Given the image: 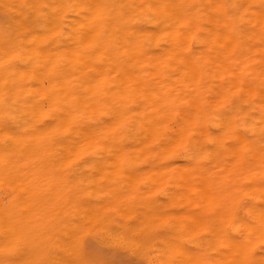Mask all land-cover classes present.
Listing matches in <instances>:
<instances>
[{
  "label": "bare ground",
  "instance_id": "1",
  "mask_svg": "<svg viewBox=\"0 0 264 264\" xmlns=\"http://www.w3.org/2000/svg\"><path fill=\"white\" fill-rule=\"evenodd\" d=\"M0 8L5 15L4 26L0 23V264H28L25 263L23 247L26 240L34 242V238L36 239L35 236L33 239L32 237L27 239V233L32 232L30 228L34 230L39 219L43 222L51 216L53 218L56 211H61L59 213L62 214L64 211L61 209L62 206L73 210L74 206L70 207L73 202L75 204L72 198L84 193L75 190L79 196L78 193L71 195L73 197L68 196L72 201L65 206L67 195L77 184L70 181L75 183L72 184L73 188L70 182L68 185L66 182L69 176L67 177V174L64 176V173H67H63L64 170L61 174L60 169L59 173L53 172L54 177L57 178L55 175L58 174V177L62 175L63 177H60L63 179L67 178L62 182L69 188L66 185V188L64 187L66 190L61 189L63 192L66 191L67 195L62 192L54 193L56 188L59 189L57 192L60 191V185L62 188L63 184H60L62 178H58L60 183L56 182L57 179L51 181L54 177L50 170L54 167L52 165H56L57 168H60V165L66 167L74 160L72 158L84 156H100L103 160L104 157L108 160L110 159L108 157H111L104 167L109 169V166L115 165L117 168L113 166V169L111 166L114 171L105 169L103 171L105 174L108 171L114 173L120 168L118 172L122 175L126 170H122L126 166H121L123 162L125 163V158H129V162L132 163L134 158H150L152 162L148 165L153 167L152 171L153 169L161 171V173L154 171L155 174H159V176L154 174L155 178L148 167L151 171L149 175L152 174L151 176L158 182L161 180L158 177H161L162 172L163 174L166 172L170 179L172 174L173 178L179 174L177 179L187 188H184L187 190L185 193L192 199L191 203L202 205L199 214L204 221L201 218L200 221L209 224L208 232L212 236L209 240L214 247L213 263L264 264V223H261V217L264 216V149L260 146L259 134L251 127L252 118L259 117V112H253L252 109L264 106V0H0ZM16 157H23V160ZM24 157L28 159L25 160ZM31 157L35 160L30 159ZM45 157H49L48 159L64 157L66 162L64 159H60L61 162L58 159V163L56 159L53 160L55 163L49 160L51 169L48 168L47 172L44 166L48 161ZM65 157H69L68 161ZM113 157L121 159L117 163L115 159L111 164ZM101 159L95 161H102L101 164L105 165L107 159L105 161ZM29 164L36 165L37 169H40L38 166L44 167L41 168L42 171L39 170L43 172V176L32 167L35 169L34 173H38L36 175H39L38 179L35 174L36 181L30 176L29 179L26 178L32 173L27 174L26 168L31 167ZM101 164L98 163V167L95 165L94 170L101 169L103 167H100ZM91 165V168H94L92 163ZM10 166L14 171L16 166L19 171L22 167L25 169L23 172L27 170L25 173L22 172L26 174L24 175L26 179L24 176V179L19 178L22 176L19 175V171L17 172L19 179L15 178L16 172L14 173ZM19 167L21 168L18 169ZM102 170L98 173H102ZM145 170L142 174L148 171ZM119 173L117 176H121ZM133 173L132 171L129 174ZM9 174L15 178L14 182ZM48 174L49 177L45 176ZM94 174L91 173V177ZM163 174L162 177L166 176ZM104 175L101 179L108 178L111 174L109 176L106 174V177ZM122 176L127 179L130 175ZM40 177L49 179L41 183L43 178ZM112 177L114 175L110 178ZM130 178L127 181L120 180L127 183L130 182ZM173 178L171 180L176 179ZM81 179L82 182L83 178ZM151 179L152 177L149 179L148 176V184ZM166 179H162L164 183ZM107 180L106 185L108 183L111 186ZM134 180L131 182L136 186ZM88 181L95 182V179L92 177V180ZM176 181L175 185L178 183ZM120 182L117 181V185ZM151 182L150 185L155 186ZM163 182L161 181L162 185ZM102 183L105 185L104 181ZM99 185L100 183L97 186ZM131 185L129 183L126 189L128 190ZM138 185L133 186L134 189L137 188L136 192L138 188L140 189ZM175 185L172 182L171 186ZM86 186L87 184L83 188H88ZM157 186L149 187L154 188L152 191L156 193L160 189ZM113 187L115 188V185ZM89 188L93 187L90 185ZM96 188H93L96 195L98 192L101 196L102 193L99 191L104 188H99V191H96ZM108 189L111 190L112 187L103 190L105 195ZM119 189L115 190L120 191ZM145 189L141 188L140 192ZM151 189L144 191V196L154 194L150 192ZM123 190L115 191L116 197L119 193L124 197ZM128 192L129 196H135L134 193L130 194L131 191ZM182 192L181 195L183 194L185 198L186 195ZM11 193H14V196ZM71 193L73 194L74 190ZM93 194L95 193L92 192V197H96ZM113 195L111 196L114 197ZM141 195L140 198L143 196ZM11 196L14 198L16 196L13 198L15 203ZM120 196L118 195L119 198ZM112 197L111 199H117ZM80 198L82 199V196ZM126 198H128L126 201H129L130 197ZM184 198L182 197L183 200ZM194 198L199 199L201 204H197L198 200L193 201ZM119 200L116 202L119 203ZM79 201L76 202L77 205L82 202ZM142 201L144 203V200ZM187 202L186 204H189ZM87 203L92 206L89 200ZM88 204L90 208L86 207L91 210L97 203H93L95 205L93 208ZM104 204L97 205L99 208L101 205L106 207L107 204ZM113 204L115 205V202ZM113 204L111 207L114 208ZM56 206L61 210L58 207L56 210L51 208ZM50 208L56 213L51 210L52 215ZM96 208L98 209L97 206ZM47 209L50 211L47 212L50 214L49 218L48 215H44ZM104 209L101 208L102 211L110 208ZM29 210L34 212L31 214L28 212L32 216L29 217L28 214L27 219ZM95 210H92L93 219L97 217ZM102 211L101 214L104 213ZM36 212L38 218L36 215L33 216ZM139 212L141 213L140 210ZM171 212L169 211V214ZM185 212L183 210L179 214L181 217L185 214L189 218L190 212L188 214ZM173 213L178 215L176 211ZM191 213L193 214L192 211ZM196 213L194 212L193 217L198 215ZM63 214L65 215V212ZM80 214H76L75 218ZM129 214L123 218L131 219L132 216ZM143 214L146 215L145 212ZM124 215L126 214L123 212ZM193 217L191 224L194 223L196 226V223H199V226L202 224L203 227L204 223L199 220L195 223L197 220L194 221ZM90 218L92 219V216ZM120 218L123 219L122 216ZM49 221L52 227L54 220ZM74 221L72 222L77 223ZM88 221L89 219L86 220ZM48 223L45 221L44 224L40 223L41 230L44 227L48 230ZM45 224L46 226H42ZM79 224L76 229L80 227ZM61 225L59 227L66 226ZM54 226L56 230L57 224ZM170 227L167 229L171 230ZM37 231L39 230L35 229L34 232ZM53 231L47 233L52 234ZM62 232L64 234L65 229ZM41 234H44L45 238V233ZM54 234L55 237L58 236L56 232ZM38 235L40 240L43 235ZM38 235L36 234L37 238ZM69 237L67 236V239H70ZM161 240L162 244H166L162 238ZM175 244L178 247L181 245L180 248L185 251L186 247L183 244L177 242ZM175 244L173 246L170 244L172 249ZM13 246L17 253L12 260L10 251ZM175 248L173 250L180 251L179 248H176L177 250ZM178 251L175 252L176 255L181 256L183 252L180 251L178 254ZM194 252L186 250L185 257L191 255L194 259ZM189 257L187 258L189 262L185 258L184 264L200 260L199 256L198 258L195 256V260ZM166 259L168 258L164 256L161 261ZM181 260L178 259L179 262ZM199 262L201 263V260Z\"/></svg>",
  "mask_w": 264,
  "mask_h": 264
},
{
  "label": "rangeland",
  "instance_id": "2",
  "mask_svg": "<svg viewBox=\"0 0 264 264\" xmlns=\"http://www.w3.org/2000/svg\"><path fill=\"white\" fill-rule=\"evenodd\" d=\"M5 15H4V13L1 11V8H0V23H1V25L2 26H4V24H5V19L3 18ZM17 158V157H16ZM18 158H22L21 160H23V157H18ZM17 158V159H18ZM46 158V157H45ZM45 158H41V160H45ZM49 157H47L46 159H47V161H48V163L44 166V167H46V169H47V172L49 171L48 170V168H50L51 169V163L50 162H54L55 163V161H57V163H58V161L60 160V159H64V157H52V159H48ZM66 158V157H65ZM67 158H69V157H67ZM66 158V159H67ZM71 158V157H70ZM75 158H77V157H75ZM75 158H72V159H74V160H72L71 161V159L69 160V161H71L70 162V164H69V166H68V164H67V166H66V163H65V166L66 167H64L63 165H60V168L58 167H56V165H52V167L54 166L56 169H58V171L53 167V169H55V170H53V169H51L50 170V173L52 172V176L54 177V174H55V172H58L59 173V170H60V173L62 174V170H64L63 171V173L64 172H67V173H64L65 175L64 176H66V174H67V177L69 178V179H67V178H65V179H63L62 177V175H59V177L60 176H62V177H60V178H62L61 179V182H62V180L63 181H65L66 179H67V182L66 183H68V182H70V181H74L77 185H75V189H72L71 191H73L74 190V193L72 194H70V190L68 189L69 187H68V185L71 183H68V185L67 184H65V186H64V183L62 182V183H60V179H58L59 177H58V174L57 175H55V176H57V178H52V180L51 181H55V179H57L56 180V182H59L60 184H63V186H62V188H61V185H60V191L59 192H57V190H59V189H55V191H54V193L56 192V193H60V192H62V193H65L66 191V185H67V189L70 191L69 192V195H67L66 193V195H67V198H68V196H71V195H73L74 196V194L75 193H78V192H75V190H77L78 189V191L80 190L82 193H84V195H85V193H86V196H84V195H81L82 196V199L80 198L81 196H79V193H78V195L77 194H75V195H77V196H79V197H74V198H72L73 199V201H75V204H74V202L72 203V205H70V207H73L72 209L73 210H71L69 207V209L67 208V207H64V206H62V208L61 209H64V211H62V214L65 212V215L63 214H60L59 212H61V211H56L55 212V210L56 209H58L59 207L58 206H60V205H58V206H56V207H51V208H55V210L54 209H51L50 208V211L52 210V211H54V214L56 213V215H54V217L52 218V216H51V218H49V216H50V214H48V213H50V211L48 210H46L45 211V214L44 215H48L47 217L49 218H47L48 220H46V219H44V218H46V217H42L43 219H44V221H45V223H48V221L49 220H51V222L53 221V223H54V225H56L57 224V231L56 230H54L56 227L53 225V223H52V227L50 226L51 224H50V221H49V229L47 230L45 227H44V229H42V230H47V232L48 231H50V232H52L53 230L56 232V235H58V236H56L55 237V232L53 231V233L52 234H48L47 232H45V231H42L41 230V225H40V223L41 224H44V221L43 222H40V219L38 220V222L39 223H37V224H35V228H34V230H32V228H30L31 229V233L29 232V233H27L28 235H27V239H31V237H32V239H33V237L35 236L36 237V239L34 238V242H35V244H34V242L32 241V240H26L27 242L25 243V246L23 247V252H24V257L26 258L25 260V263L26 262H28V264L30 263V264H164L165 263V261L166 260H168V261H166V264H171V263H173L174 264V261H175V264H176V262L178 261V259H182L181 260V262H177V264H184L185 263V256L187 255L186 253H185V251L187 250V252H188V249H189V251L191 252H194V250H196L194 253H193V255H194V259L193 258H191V255H188V257L190 258V259H193V260H195L196 259V257L198 258V256L200 257V260H201V263L199 262L200 260L198 259V261L196 262V263H200V264H214L213 263V256H214V247H213V243H212V241H210L209 239H211L212 238V236H211V234H210V232H208L209 231V224H208V222L207 223H204V222H201L200 220L202 219V221H204L203 219V217L201 216V214H199V213H201L200 211L202 210H200V208H202L200 205L199 206H197V205H195L194 203H191L192 202V199H189V197H187L188 196V194L186 195V193L185 192H187V190H185V189H187L185 186H184V184L182 183V182H180V180H178L177 178H178V176H179V174H176L177 175V177H174V178H176L178 181H176V179H174L173 178V176H174V174H172L173 176H171L174 180H171L170 178H169V176L166 174V172H164V174H166V176L163 174V172H162V174L165 176H163L162 177V174H161V177H158V178H161V180L160 179H158V180H160V182H158L155 178V176H154V171L157 173L158 171H156V170H154L153 169V171H152V168L149 166V165H151V162H152V160L150 159V158H134V160H133V158H130V159H132L134 162L132 163V162H129V158H123L124 160H125V163L123 162L122 164H121V166H126V167H124L123 169H122V167H121V169L122 170H124V169H126V170H124L125 172L122 174V175H125V176H129V178L131 177V175H134V177H136V175H138L137 177H145V179H144V177H143V179H138L137 177H136V180L137 181H139V183L136 181V180H134V177L132 178H130V182L128 181L127 183H123L122 181L123 180H129V178H127V179H125V178H123L124 176H122L119 172V170H120V168H119V166H118V170H115V172L114 173H110L109 171H111L112 170V167L113 166H115V165H111V164H113V160L115 161V159L116 158H114L113 157V159H112V162H111V166H109V169H108V167H107V169L104 167V166H106L107 165V161H109V160H111V157H108V158H110L109 160L106 158V157H104V159L106 160H103V157H102V159H101V157L100 156H84V157H80V158H77V159H75ZM16 159V160H17ZM24 159L25 160H27L28 158L26 157H24ZM30 159H32V160H35V159H33V157H31ZM56 159V160H55ZM59 159V160H58ZM97 159H101V160H103V161H105L106 163H105V165H103L104 163H102L101 164V162L102 161H100V162H98V161H95V160H97ZM118 159V160H117ZM116 159V163L117 162H119V160L121 159V158H117ZM142 159V160H141ZM145 159V160H144ZM18 160H20V159H18ZM32 160H29V161H32ZM37 160H39L38 158H37ZM49 160H50V162H49ZM53 160H55V161H53ZM65 160V159H64ZM136 160V161H135ZM67 161H68V159H67ZM90 161V162H89ZM93 161L96 163H93ZM131 161V160H130ZM60 162H61V160H60ZM63 162V161H62ZM65 162H66V160H65ZM87 164L86 166H85V163ZM127 162V163H126ZM50 163V165H48ZM68 163V162H67ZM84 163V164H83ZM91 163L94 165V168H91L92 167V165H91ZM101 164L100 165V167L101 166H103L101 169L100 168H97V169H100L99 171H101L103 168V170H102V173H100V174H105L103 171H105V169H106V171L107 170H109L108 172L111 174V175H114V177H115V174H116V178H114V177H112V178H110L111 177V175H110V177H108V178H103V179H101L102 178V176L96 171V170H94L95 169V167L97 166L98 167V165L97 164ZM115 163V162H114ZM32 164V163H31ZM61 164H64V163H61ZM91 166H90V165ZM119 164V163H118ZM117 164V165H118ZM149 164V165H148ZM96 165V166H95ZM12 166H14L15 167V165H12ZM12 166H10V167H12ZM26 165H24V168H26L25 167ZM31 165L29 164V167H30ZM50 166V167H49ZM57 166H58V164H57ZM77 166L79 167V168H77ZM84 166V167H83ZM28 167V166H27ZM32 167H34V168H36L37 166L36 165H34V166H31L30 168H26L27 170H28V172H27V174L29 173V172H32V173H29V175L26 177V178H28L29 179V176H30V178H33V181L37 178L38 179V177H39V175L38 176H36L38 173H41L40 175L41 176H43V172H39V170L41 169V168H44V167H40V166H38V168H40V169H37V171H38V173L37 174H35L34 172V170L35 169H32ZM63 167V168H62ZM91 168V170L89 171V168ZM111 167V168H110ZM116 167V166H115ZM151 169V171H152V174H153V176L155 177V178H153V176H151V175H149V172L151 173V171H150V169ZM13 168V167H12ZM12 168L10 169V171H9V173L11 174V170H12ZM21 167H19L18 169H20ZM23 167H22V169H20V171L19 170H17V166H16V168H15V170L16 171H14V168H13V171H14V173L16 172V175L13 173V175H15V176H17V177H15V178H18L19 177V175L20 174H22V172L25 170ZM117 168V167H116ZM131 169L130 171H129V169ZM141 168H142V171H141ZM143 168H147L146 170L145 169H143ZM46 169H45V171H46ZM88 169V170H87ZM93 169V170H92ZM113 169H114V167H113ZM133 169V170H132ZM138 169H140V170H138ZM23 170V171H22ZM26 170V171H27ZM30 170V171H29ZM121 170V171H122ZM134 170H138L137 172L136 171H134ZM144 170L145 171H147L145 174H142V173H144ZM20 173H19V172ZM25 171V172H26ZM41 171H42V169H41ZM44 171V170H43ZM80 171H82L83 172V174H82V172H80ZM88 171L90 172V173H88ZM97 173H96V172ZM114 170H112V172H113ZM116 171H117V173H119L121 176H117V173H116ZM119 171V172H118ZM127 171H128V173H127ZM132 171L134 172L133 174H129L130 172L132 173ZM141 173H140V172ZM19 173V175H18V173ZM25 172H23V173H25ZM53 172H54V174H53ZM108 172H106V174L108 175ZM136 172V173H135ZM160 173H161V171H159ZM158 172V173H159ZM46 173V172H45ZM44 173V174H45ZM91 173L92 174H94V173H96V174H94V176L92 175V177H94V179H95V182L93 181H88L89 179H91L92 180V177H91ZM138 173V174H137ZM139 173H140V175H139ZM9 174V176H11V178H12V181L14 182V180H15V178L14 177H12L13 175H10ZM33 175L32 177H31V175ZM34 174H35V177L36 178H34ZM105 174V175H106ZM127 174V175H126ZM147 174V175H146ZM169 175H170V173H168ZM24 175H26V174H22V176H20L19 178L20 179H24L25 178V176ZM89 175V176H88ZM95 175H99V176H101L100 177V179H99V176H96L95 177ZM104 175V177H106ZM108 175V176H109ZM141 175H143V176H141ZM156 176H159V174L157 175V174H155ZM23 176H24V178H23ZM45 176H48L49 177V174L48 175H45ZM51 176V175H50ZM79 176V177H78ZM84 176H86L85 178H84ZM127 176V177H128ZM147 176V177H146ZM148 176H149V179L152 177V179L149 181V184L147 183V179H148ZM151 176V177H150ZM117 177L119 178V179H117ZM166 177H167V179H166ZM14 178V179H13ZM18 178V179H19ZM25 178V179H26ZM40 178H43L42 179V181H41V183L42 182H46V181H48V179L49 178H47L46 177V179H44L45 177H40ZM40 178H39V180H37V182L39 183V181H40ZM81 178H83V181L82 182H84L83 184H82V182H81ZM100 180V182H99V180ZM114 178V179H113ZM166 179V181H165V183L163 182V180L162 179ZM168 178L170 179L169 180V183L172 185V182H173V185H175L174 184V182L176 181V182H178V183H180V184H176L175 185V187H173V186H171L169 183H168ZM73 179V180H72ZM75 179V180H74ZM78 179H80V180H78ZM88 179V180H87ZM104 179H108L107 180V182H110L112 185L111 186H109L108 185V183H107V185H106V180H104ZM115 179H117V180H115ZM122 181H121V180ZM134 180V182H136L135 184H136V186L138 185V187H140V189L138 188V192H139V194H138V192H136V190H137V188H135L134 189V187L133 186H135L132 182H133V180ZM32 180V179H31ZM49 180V181H50ZM97 180V181H96ZM111 180V181H110ZM140 180H141V182H140ZM146 180V181H145ZM153 180V181H152ZM157 182H156V181ZM36 181V180H35ZM80 181V182H79ZM88 181V182H87ZM104 181V184L105 185H103V182ZM117 181L118 182H120L118 185H117ZM132 181V182H131ZM145 181V182H144ZM152 181V182H151ZM161 181L164 183V184H166V182H167V184L166 185H162L161 184ZM44 182V183H45ZM74 182H72L71 183V185L73 184H75ZM87 182V183H86ZM97 182V183H96ZM115 182H116V184H115ZM150 182H151V184H154L155 186H157L158 188H160L159 190H157L156 191V193H155V189L154 188H156L155 186H153V185H150ZM154 182V183H153ZM155 182L157 183V185L155 184ZM79 183V184H78ZM87 184V186L86 187H88V188H83V186H85L86 184ZM99 184L100 183V185L99 186H97L98 187V189L96 188V186H94L95 184ZM130 183V185H131V183H132V185L128 188V190L126 189V187H128L127 185ZM138 183V184H137ZM143 183H145V184H143ZM88 184H89V186H88ZM94 184V185H93ZM115 185V188L113 187L114 185ZM146 184H148V185H146ZM73 185H72V188H73ZM90 185H91V187H93V188H96V191L98 190H100V189H102V188H104V189H102V191L100 190L99 191V193H102L101 194V196L98 194V192H97V195H96V192H95V190L93 189V188H89L90 187ZM120 185V186H119ZM123 185V186H122ZM146 187H145V186ZM159 185H162V187L161 186H159ZM179 185H180V187H179ZM81 186V187H80ZM104 186H109V187H107V188H110L111 189V187H112V189L111 190H106V194L107 195H105V193H104V191L103 190H105V189H107V188H105ZM135 186V187H136ZM149 186H152V187H154V188H152V189H154L153 191H152V189H151V187H149ZM176 186H178V187H176ZM65 187V188H64ZM121 187H122V190L123 189H125V190H123V194H124V197H122V196H120L121 195V193H119V194H117V197H116V193H115V191L116 192H120V191H122L121 190ZM124 187V188H123ZM132 187V188H131ZM59 188V187H58ZM63 188L65 189L64 191L65 192H63V191H61V189L63 190ZM71 188V187H70ZM100 188V189H99ZM117 188H120L119 190L120 191H118V190H115V189H117ZM141 188L143 189H147V188H149V189H151L150 190V192L152 193V192H154V194L152 193V194H150V196H149V194H148V196H144V191L145 192H147L149 189H147V191H146V189L145 190H143L142 192H140L141 191ZM162 188V189H161ZM185 188V189H184ZM87 189H91V190H87ZM132 189H134V191L132 190ZM166 189V190H165ZM168 189V190H167ZM183 189V190H182ZM13 190V189H12ZM82 190H85V192L84 191H82ZM86 190L88 191V193L86 192ZM162 190V191H161ZM184 192V194L186 195L185 196V198H184V196H182L181 195V192L182 191ZM79 191V192H80ZM94 192L95 194H93V196L95 195L96 197H92V192ZM112 191H114V192H112ZM125 191H131V193L130 194H133L134 193V195L135 196H133V195H128L127 194V192L125 193ZM163 191H165V192H163ZM168 191V192H167ZM170 191V192H169ZM91 194H90V193ZM109 192V193H108ZM111 192V193H110ZM128 192V193H129ZM135 192L138 194V196H136L137 194H135ZM182 192V193H183ZM62 193H61V195H62ZM113 193H114V195H113ZM149 193V192H148ZM166 193H168V194H166ZM179 193V194H178ZM13 196H14V193H11ZM65 194H63V196L65 195ZM110 194V195H109ZM126 194V195H125ZM140 194H142L141 196V198L139 197L140 196ZM60 195V194H59ZM60 195V196H61ZM88 195H91V197H89ZM105 197H104V196ZM111 195H113L114 197H112ZM118 195L120 196V198L118 197ZM146 195H147V193H146ZM167 195V196H166ZM175 195V196H174ZM13 196H11V198H12V201H13V203H15V198H16V196H15V198L13 197ZM73 196H71V197H73ZM84 196V197H83ZM100 196V197H99ZM103 196V197H102ZM130 197L129 198V201H126V200H128V198H126V197ZM131 196H133V198L131 197ZM178 196V197H177ZM185 199V200H183L182 199V197ZM65 197V196H64ZM102 197V198H101ZM108 197H109V199H108ZM111 197L112 198H117L116 200L118 201L119 199V203H117L116 202V200H114V199H111ZM137 199H136V198ZM138 197L140 198V199H138ZM148 197V198H147ZM172 197V198H171ZM175 197V198H174ZM14 198V199H13ZM63 198V197H62ZM61 198V199H62ZM75 198H78L79 200H77V199H75ZM98 198V199H97ZM100 198V199H99ZM119 198V199H118ZM123 198H125V199H122ZM145 198V199H144ZM169 198V199H168ZM178 198V199H177ZM179 198H180V200H179ZM187 198V199H186ZM64 199V198H63ZM66 199V198H65ZM64 199V200H65ZM70 197L68 198V199H66V201L65 202H67V203H65V206H67V204H71V203H69V201L71 202L72 200L70 199ZM75 199V200H74ZM102 199V200H101ZM149 199V200H148ZM171 199V200H170ZM68 200V201H67ZM87 200V201H86ZM88 200H89V203H91L92 202V206L90 205V204H88L87 202H88ZM103 200H105V202L103 201ZM106 200H107V202H106ZM111 200V201H110ZM113 200V201H112ZM122 200V201H121ZM137 200V201H136ZM138 200H139V202H138ZM142 200H144V203H143V201ZM145 200H146V202H145ZM161 200H163V202L161 201ZM174 200V201H173ZM183 202H182V201ZM195 200V202H197V200H198V202H197V204H201V202L199 201V199H196V198H194L193 199V201ZM78 201L79 202H81V204H83L85 207L87 206V204L88 205H90L91 206V208H93L95 205H93V203L95 204V203H97L98 205H99V203L100 204H104V203H106L107 205H106V207L105 206H103V207H105V209L106 208H110L109 210H105L103 207H102V205H101V208H102V210L104 209L105 211H102L101 210V208H99V206L96 204V206L98 207V209L96 208V206L93 208V209H91V210H88L90 207L89 206H87V207H89L88 209H87V207H86V209H87V213L89 214V215H91L92 216V219H93V214H94V212H92V210L94 211L95 210V215L97 214V217H99V218H97L96 216H95V219H96V221L94 222V220L95 219H93V223H91V216H89V215H85V214H87L86 213V210H85V207L83 208L82 206L83 205H81L80 203L77 205L76 204V202L78 203ZM100 201V202H99ZM125 201V202H124ZM131 201V202H130ZM149 201V202H148ZM153 201V202H152ZM159 201V202H158ZM161 201V202H160ZM171 201H173L172 203H171ZM177 201V202H176ZM186 201H188L187 203H189V204H186ZM109 202H112V204H113V202H115V205L113 204V206H115L114 208L113 207H111L112 206V204L111 205H109L110 203ZM122 202H124V207H123V203ZM142 202V203H141ZM168 204H167V203ZM182 204H181V203ZM86 203V204H85ZM117 203V204H116ZM120 203H122L121 205H119ZM135 203V204H134ZM137 203H139V204H137ZM154 203H156V204H154ZM161 203H163V204H161ZM174 203V204H173ZM177 203V204H176ZM180 203V204H179ZM126 204H127V206H126ZM129 204V205H128ZM176 204V205H175ZM186 204V205H185ZM195 205V206H197V207H195V206H193V205ZM62 205H64V204H62ZM77 205V206H76ZM79 205L81 206L80 208H79ZM105 205V204H104ZM131 205V206H130ZM138 205V206H137ZM143 205V206H142ZM185 205V206H184ZM190 205V206H189ZM55 206V205H54ZM108 206V207H107ZM110 206V207H109ZM130 208H129V207ZM136 206V207H135ZM147 206V208H145ZM152 206V207H151ZM177 206V207H176ZM195 207V208H193V207ZM48 207V205L46 206V208ZM58 207V208H57ZM61 207V206H60ZM64 207V208H63ZM117 207V208H116ZM121 207H123V208H121ZM126 207V208H125ZM167 207V208H166ZM198 207H199V209H198ZM65 208H66V210H65ZM77 208V209H76ZM79 208V209H78ZM113 210H112V209ZM142 208V209H141ZM145 208V209H144ZM158 208V209H157ZM184 208V209H183ZM196 208H197V210H196ZM60 208H59V210H61ZM75 209H76V211H75ZM82 209H84V210H82ZM99 209H100V211H99ZM133 209H135V210H133ZM147 209V211H145ZM186 209H188L186 212H185V210ZM191 209H193V210H191ZM79 210H82V211H80L81 212V214H80V212H79ZM118 210H120V211H118ZM127 210V211H126ZM130 210H132V211H130ZM139 210L141 211V213L139 212ZM183 210H184V212L185 213H189L188 215H190V217L188 218V216L187 215H185V214H183L185 217H187L186 219H185V217L182 215V217H181V214H179V212L181 213V212H183ZM199 210V211H198ZM51 211V214L53 213ZM89 211V212H88ZM98 211V212H97ZM104 212V213H100V212ZM125 211H126V213H125ZM142 211H144L145 212V214L146 215H144L143 213L144 212H142ZM158 211V212H157ZM169 211H172L170 214H169ZM173 211H176V212H178V215L176 214V215H174V213H173ZM191 211L193 212V214L191 213ZM196 211H197V213H196ZM28 212H30V210L29 211H27V219L29 218V217H31L32 215H30L32 212H34L33 210H32V212H30V214L28 213ZM48 212V213H47ZM76 212V213H75ZM116 212H118V213H122V214H118V213H116ZM123 212H124V214H126V215H124L123 216ZM127 212H128V214L129 213H132V215L131 214H129V215H131L132 217H131V219H130V217L127 219V220H125L124 218H126V216L128 215L127 214ZM133 212H134V215H133ZM138 212V213H137ZM161 212H162V215H161ZM168 213V214H164V213ZM194 212L196 213V214H198V215H200L201 217H199L198 215H196V216H194L193 217V215H194ZM38 212H36V214H33V216H37V218H38V214H37ZM47 213V214H46ZM58 213H59V215H58ZM67 213V214H66ZM83 213H84V215H83ZM93 213V214H92ZM101 215H100V214ZM173 213V214H172ZM28 214H29V217H28ZM76 214H80V215H77L76 216V218H75V215ZM103 214H105V215H103ZM159 214V215H158ZM191 214H192V217L194 218L193 220L195 221V220H197V221H195V223L196 222H198V220L201 222V223H204V225H203V227L201 226L202 224H200V226L202 227H200L199 226V223L197 224L196 223V226H195V224L194 223H192L191 224V221H192V217H191ZM43 215V216H44ZM53 215V214H52ZM61 215V216H60ZM72 215H74V217L72 216ZM107 215V216H106ZM120 215V216H119ZM160 215L162 216V217H160ZM167 215L169 216V217H167ZM174 217L175 219H173L172 217ZM55 216H56V218H55ZM83 216H85V217H83ZM86 216H88V218L86 217ZM122 216V218L123 219H121L120 217ZM133 216L135 217V218H133ZM146 216V217H145ZM178 216V217H177ZM41 217V216H40ZM60 219H59V218ZM82 217H83V219H82ZM128 217V216H127ZM148 217V218H147ZM150 217V218H149ZM153 217V218H152ZM163 217H165V219L163 218ZM167 217V218H166ZM176 217H177V219H176ZM199 217V218H198ZM36 218V219H37ZM59 220H58V219ZM182 218V219H181ZM201 218V219H200ZM42 219V220H43ZM62 219V220H61ZM89 219V221L88 222H86V220H88ZM91 219V220H90ZM136 219V220H135ZM185 219V220H184ZM57 220V221H56ZM77 221V223L75 222V221ZM78 220H80V222H78ZM99 220V221H98ZM138 220V221H137ZM160 220V221H159ZM164 220V221H163ZM190 220V221H189ZM66 223V222H68V223H64V222ZM72 221H74L75 223H73ZM120 221H121V223H120ZM141 221H142V223H141ZM151 221V222H150ZM162 221V222H161ZM169 221H170V223H169ZM174 221V222H173ZM71 222V223H70ZM81 222H85V223H87L88 224V226H87V224H82ZM91 224H90V223ZM98 222H99V224L100 225H98ZM103 222V223H102ZM128 222H129V224H128ZM139 222V223H138ZM155 222H157V223H155ZM159 222V223H158ZM177 222V223H176ZM179 222H181V224H179ZM184 222V223H183ZM80 223V224H79ZM94 223H96V224H94ZM102 223V224H101ZM120 223V225H117V224H119ZM151 223H152V225H154V226H152L151 225ZM172 223H174V224H176L177 225V227H176V225H174V228H172L173 227V225H172ZM186 223V224H185ZM63 225V226H65V227H59V225ZM70 224V225H69ZM73 224H76V226L75 225H73ZM79 224V228L78 229H76V227H77V225ZM128 224V227L126 226ZM131 224H132V226H131ZM141 224V225H140ZM146 224V225H145ZM183 224V225H182ZM189 224V225H188ZM191 224V225H190ZM36 225H37V227H36ZM61 225V226H62ZM69 225V226H68ZM84 225V226H83ZM89 225H91V227L89 226ZM140 225V226H139ZM166 225V226H165ZM172 225V226H171ZM189 226L188 228L186 227V226ZM206 225V226H205ZM38 226H40L39 228H38ZM42 226H46V224L45 225H42ZM72 226H74L75 228L73 229V227ZM94 226V227H93ZM125 226H126V228H125ZM171 226V227H170ZM194 226V227H193ZM205 226V227H204ZM123 227V228H122ZM153 227V228H152ZM167 227H170V228H172L171 230L170 229H167ZM195 227H197V228H195ZM82 230H81V229ZM86 228V229H85ZM128 228V229H127ZM185 229V230H183V229ZM187 228V229H186ZM198 228H199V230L200 231H198ZM29 229V230H30ZM35 229L36 230H39V231H41L42 233H45V235H46V233H47V235H49L48 237H47V235L45 236V238H43L44 237V234H41V232H39V231H37V232H34L35 231ZM61 229H63V230H61ZM64 229H65V232H64V234H63V232L62 231H64ZM89 229V230H88ZM108 229V230H107ZM140 229H141V231H140ZM205 229V230H204ZM79 232H78V231ZM84 230V232L82 233V231ZM103 230V231H102ZM105 230H107L106 232H105ZM196 230H197V232H196ZM74 231V232H73ZM119 231V232H118ZM137 231H138V233H137ZM81 232V234H79ZM90 232V233H89ZM101 232V233H100ZM117 232V233H116ZM185 232V233H184ZM191 232H193V233H191ZM35 233V234H34ZM75 233V234H74ZM108 233V234H107ZM110 233V234H109ZM171 233V234H170ZM36 234L38 235V234H40V235H43L42 236V238L39 240V235H38V238H37V236H36ZM67 234H69L70 235V237H69V235H67ZM79 234V235H78ZM104 236H103V235ZM135 234V235H134ZM167 234V235H166ZM181 234V236H179ZM32 235V236H31ZM117 235V236H116ZM161 237H160V236ZM173 235V236H172ZM187 235V236H186ZM191 235V236H190ZM67 236L70 238V239H67ZM108 236H110V237H108ZM162 236H164L165 238H166V240L167 241H165V238L164 237H162ZM168 236V237H167ZM189 236V237H188ZM41 237V236H40ZM52 237V238H51ZM58 237V238H57ZM75 237V238H74ZM77 237V238H76ZM104 237V238H103ZM111 237H112V239H111ZM117 237V238H116ZM211 237V238H210ZM55 238V239H54ZM133 238V239H132ZM161 238L164 240L163 241V243H166V244H162V240H161ZM38 239V240H37ZM121 239H122V241H121ZM158 239V240H157ZM192 239V240H191ZM200 239H201V241H200ZM207 239V240H206ZM64 241V242H62V241ZM123 240L125 241V242H123ZM156 240V241H155ZM186 240H188V241H186ZM191 240V241H190ZM31 241H32V243H31ZM36 241L37 242H39V243H36ZM51 241V242H50ZM110 241V242H109ZM130 241H131V243H130ZM155 241V242H154ZM168 241H170L169 243L173 246V244H175L176 242L177 243H181V244H183V246H185L186 248H184V250L185 251H183L182 249L183 248H180L181 247V245L180 244H178V245H180V247H178L177 246V244H175L174 245V247H173V249L175 248V246H177L176 248L178 249H180V251H182L183 253H181V256H179V255H176L177 253H175V252H177V251H175V250H173L171 247V245L168 243ZM173 241V243H171ZM176 241V242H175ZM181 241V242H180ZM204 241V242H203ZM65 242H66V245H65ZM114 242V243H113ZM132 242H134V243H132ZM191 243H194V244H191ZM44 244V245H43ZM136 244V245H135ZM167 244H168V247H166L167 246ZM58 245H59V248H58ZM75 245V246H74ZM131 245V246H130ZM137 246V247H135V246ZM158 245V246H157ZM194 245H196V246H194ZM208 245H209V247H208ZM40 246H41V248H40ZM62 246V247H61ZM67 246V247H66ZM156 246V247H155ZM165 246V247H164ZM182 246V247H183ZM132 247H133V249H132ZM160 249H158V248ZM200 247V248H199ZM211 247V248H210ZM62 250H61V249ZM64 248H66V250H64ZM70 248V249H69ZM162 248V249H161ZM188 248V249H187ZM202 248H204V249H202ZM211 250H210V249ZM68 249V250H67ZM201 249V250H200ZM64 250V251H63ZM162 250V251H161ZM170 250V251H169ZM204 250H206V251H204ZM36 251V252H35ZM159 251V252H158ZM180 251H178V254H179V252ZM162 252H165L164 254L162 253ZM171 252V253H170ZM172 252L174 253V254H172ZM199 252V253H198ZM16 253H17V249L15 248V246H13L12 247V250L10 251V258L13 260V259H15V256H16ZM153 253V254H152ZM157 253L159 254V255H157ZM160 253H162V256H161V254ZM170 253V254H169ZM185 253V254H184ZM197 253V254H196ZM202 253V254H201ZM28 254V255H27ZM184 254V255H183ZM190 254V253H189ZM29 255H30V257H29ZM153 255H155V256H153ZM165 256V258H168V259H166L165 261L163 260V262L161 261L162 260V258H164V256ZM167 255V256H166ZM171 255V256H170ZM204 255V256H203ZM44 256V257H43ZM55 256H57V257H55ZM158 256V257H157ZM161 256V257H160ZM184 256V257H183ZM196 256V257H195ZM174 257H176V258H178V259H175ZM187 257V258H188ZM202 257H203V259H202ZM52 258H53V260H52ZM159 258H161V260L159 259ZM186 258V259H187ZM175 259V260H174ZM207 259H208V261H207ZM28 260V261H27ZM35 260V261H34ZM57 260H59V261H57ZM177 260V261H176ZM184 260V262H182ZM34 261V262H33ZM61 261V262H60ZM186 261H188L189 262V259H187ZM203 261V262H202ZM210 261V262H209ZM32 262V263H31ZM58 262V263H57ZM155 262V263H154ZM170 262V263H169ZM188 262H186V263H188ZM212 262V263H211ZM191 263H192V261H191ZM195 262H193L192 264H196ZM198 263V264H199ZM27 264V263H26Z\"/></svg>",
  "mask_w": 264,
  "mask_h": 264
},
{
  "label": "clouds",
  "instance_id": "3",
  "mask_svg": "<svg viewBox=\"0 0 264 264\" xmlns=\"http://www.w3.org/2000/svg\"><path fill=\"white\" fill-rule=\"evenodd\" d=\"M252 111L259 112L258 118H252L251 127L256 133L259 134L260 146L262 149H264V106H260L259 108H253Z\"/></svg>",
  "mask_w": 264,
  "mask_h": 264
},
{
  "label": "snow or ice",
  "instance_id": "4",
  "mask_svg": "<svg viewBox=\"0 0 264 264\" xmlns=\"http://www.w3.org/2000/svg\"><path fill=\"white\" fill-rule=\"evenodd\" d=\"M261 223H264V216L261 217Z\"/></svg>",
  "mask_w": 264,
  "mask_h": 264
}]
</instances>
